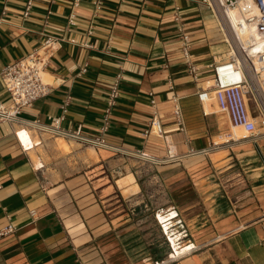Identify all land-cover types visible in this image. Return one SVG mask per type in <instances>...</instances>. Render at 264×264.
Returning <instances> with one entry per match:
<instances>
[{
	"label": "crops",
	"instance_id": "0c3cea01",
	"mask_svg": "<svg viewBox=\"0 0 264 264\" xmlns=\"http://www.w3.org/2000/svg\"><path fill=\"white\" fill-rule=\"evenodd\" d=\"M48 38L57 42L42 48ZM226 41L203 0H0V72L41 49L52 91L21 121L0 122V233L15 227L0 236V264H264V138H248L213 94V65L231 56ZM204 90L211 97L201 101ZM9 101L0 79V103ZM61 115L64 129L81 127L108 145L31 125ZM155 115L163 133L146 134ZM222 160L246 162L251 177L233 206L206 175Z\"/></svg>",
	"mask_w": 264,
	"mask_h": 264
},
{
	"label": "built area",
	"instance_id": "2783aa9c",
	"mask_svg": "<svg viewBox=\"0 0 264 264\" xmlns=\"http://www.w3.org/2000/svg\"><path fill=\"white\" fill-rule=\"evenodd\" d=\"M242 1L203 0V4L214 15L222 31L219 17L228 14L229 11L240 6ZM250 1L255 3L258 13L247 15L245 19L249 24H255L260 35L264 38V0ZM30 5L31 2L29 1L25 15L29 14ZM71 23L73 24L72 20ZM181 38L183 39V51L188 63V71L194 78H198V66L191 60V39L185 33H182ZM234 40L235 48L226 41L232 54L229 56V60L213 65L215 74L213 84L214 99L221 112L229 115L230 122L233 125L243 127L248 132V138L257 142L258 139L264 138V52L258 54L260 65L256 66L253 62V57L256 58V55L250 53L249 47L244 43L245 41L237 33L235 34ZM72 41L75 42V40ZM56 42L57 40L48 38L42 48H52ZM84 45L89 46L86 43ZM40 51L41 49H34L30 54L6 65L2 72H0V79L10 93V101L8 103H0V122L21 121L23 110L31 107L37 100L52 92L50 85L44 82L42 76L49 66V58L43 56ZM237 74H239V77L236 76ZM110 93L105 108L104 120L101 125L102 132L109 131L112 110L119 95L118 81L112 85ZM210 93V90L202 91L199 94L201 101L210 99ZM180 99L177 94L173 96L174 114L178 123L184 128V116ZM153 103H155L154 100ZM63 119L64 115L52 117L49 124H44L36 119L32 121L31 125L51 134L53 137H65L67 139L77 140L83 144L99 147L108 145L102 135L94 137L83 135L81 127L74 131L64 129L62 127ZM156 130L163 133L162 123L155 115L150 124V128L145 133L150 134ZM31 213L35 216V211H31ZM176 221L183 225L179 233H181L182 238H186L189 235L185 227L186 225H184L181 218L176 219ZM164 226L163 229L166 233L167 231ZM14 231L15 227L9 225L1 231L0 236ZM170 241L173 245L172 240ZM262 242L264 245V238Z\"/></svg>",
	"mask_w": 264,
	"mask_h": 264
},
{
	"label": "bare ground",
	"instance_id": "6f19581e",
	"mask_svg": "<svg viewBox=\"0 0 264 264\" xmlns=\"http://www.w3.org/2000/svg\"><path fill=\"white\" fill-rule=\"evenodd\" d=\"M258 9L257 6L253 1L243 0L240 6L232 9L229 11L228 14L223 15L220 18L221 28L224 31L225 37L228 42L235 48V34L237 33L239 37L245 41V45L249 47L250 53L252 55H256V58L253 57V62L256 66H259L258 54L260 52H264V38L260 35L255 24H249L246 21L245 16L257 14ZM232 55V54H231ZM43 76V74H42ZM239 77V74L236 75ZM44 80V79H43ZM154 133H158L161 135V132L157 130ZM62 146L67 148V144L63 139H59ZM231 138L225 139V141H221L215 144H223V143H230Z\"/></svg>",
	"mask_w": 264,
	"mask_h": 264
},
{
	"label": "rangeland",
	"instance_id": "374dc122",
	"mask_svg": "<svg viewBox=\"0 0 264 264\" xmlns=\"http://www.w3.org/2000/svg\"><path fill=\"white\" fill-rule=\"evenodd\" d=\"M227 163L228 160H222L216 163L215 168H210L209 172H207L206 170L207 174H205L210 177V182L218 183L215 185L216 191L218 190L219 192L225 194L227 203L233 206L239 203V197L242 196L241 194L245 193L251 188V177H249L250 175H248L247 170H245L244 166L246 162L233 161L232 166H229L230 164ZM173 217H176V214H174ZM181 219L184 223L185 220L183 218ZM176 223L177 226L175 228L181 229L183 225L179 224L178 221H176ZM167 224L169 225L168 228L170 233H173V230H175V228L173 227L175 223H173V221L171 220Z\"/></svg>",
	"mask_w": 264,
	"mask_h": 264
},
{
	"label": "water",
	"instance_id": "95a60500",
	"mask_svg": "<svg viewBox=\"0 0 264 264\" xmlns=\"http://www.w3.org/2000/svg\"><path fill=\"white\" fill-rule=\"evenodd\" d=\"M259 152L261 153V156L264 158V153L261 152L260 148L258 147Z\"/></svg>",
	"mask_w": 264,
	"mask_h": 264
}]
</instances>
